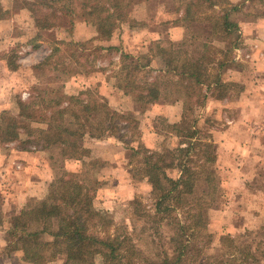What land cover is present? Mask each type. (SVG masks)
<instances>
[{"label": "trees", "instance_id": "16d2710c", "mask_svg": "<svg viewBox=\"0 0 264 264\" xmlns=\"http://www.w3.org/2000/svg\"><path fill=\"white\" fill-rule=\"evenodd\" d=\"M12 2L15 10L31 14L37 29L29 43L34 50L40 46L42 33L61 28L62 17L69 19L70 26L78 18L89 22L91 37L87 41L47 42L50 53L39 66L50 67L56 77L63 80L75 77L71 66L80 65L76 55L72 52L67 56L65 50L110 41L129 9L128 0ZM173 6L174 12L180 14L181 26L201 22L209 25L210 41L195 47L196 51L200 50L199 54L193 56L182 50L186 40L176 44L177 47H159L157 53L163 68L158 70L152 65L153 59L147 56L140 57L144 59L142 62L140 58L134 60L121 53L120 68L113 75L123 97H129L142 108L182 104L180 122L169 124L162 117L156 119L157 126L152 128V134L161 142H156L155 148L148 149L142 144L137 119L110 112L105 99L90 89L69 97L53 98L40 93L31 101L17 100L14 110L18 118L45 128L23 131L24 139H19L17 132L1 137L2 143L16 142L21 152L56 150L63 162L80 161L84 145L90 140L111 139L122 143L131 152L129 166L135 178L151 187L153 211L141 215L151 224L148 229L151 240L144 245L147 251L140 248L143 241L140 236L145 231L130 232L125 225H116L110 217L102 216L91 207V200L104 184L102 169H99L108 165L95 161L83 162L77 178L61 171L49 184L40 205L26 207L13 218L4 235L5 253H17L27 262L47 263L62 256V264H98L95 251L100 246L106 253L99 264H173L160 242L155 244V240L161 238L159 227L166 221L170 227L169 241L176 255L174 264L185 261L183 257L189 247L193 253L191 258H203L204 264H264V247L260 243L254 247L242 241L245 234L238 238L221 236L218 251L207 254L212 235L204 232L203 223L209 206L207 201L213 200L219 191L214 174L218 173L217 156L211 136L196 127L197 117L187 119L188 114H194L203 106L205 89L211 86L227 89L229 86L235 87L237 93L241 91V85L234 82L226 85L223 78L225 68L230 69L234 64L235 50L242 48L239 28L229 21V12L236 7L229 0H173ZM8 14L0 3V20ZM198 38V33L189 36L192 41ZM212 41L224 44L226 49ZM106 49L118 50L115 47ZM17 58L16 50L3 57L9 71L17 69ZM171 137L178 139L175 148L165 144ZM49 160L52 163L53 157L49 156ZM174 168L179 170L176 178L171 174ZM198 181H203L208 189L201 196L194 195ZM1 221L0 212V224ZM44 235L49 240H45Z\"/></svg>", "mask_w": 264, "mask_h": 264}, {"label": "crops", "instance_id": "0c3cea01", "mask_svg": "<svg viewBox=\"0 0 264 264\" xmlns=\"http://www.w3.org/2000/svg\"><path fill=\"white\" fill-rule=\"evenodd\" d=\"M229 1L237 8L231 12L230 19L239 27L242 48L234 52V68L228 71H231V80L241 84V91L235 100L229 97L222 101L210 98L196 115V127L211 136L217 156L218 185L223 190L224 202L217 209L211 210L209 217L214 226L215 240L224 233L231 234L243 227L264 224V168L255 167L256 163H264V20H238V13L243 11L241 6L247 4V0ZM160 4L163 5V10ZM171 13L170 6L164 1L157 0L152 4L139 0L133 6L130 19L122 25L121 35L118 37L114 34L108 44H118L124 53L135 59L140 57L141 51L151 52L153 66L161 70L163 62L156 53L157 48L175 46L186 37L185 28L170 23ZM18 19L24 20L23 26L19 28V32H15ZM86 24L84 20H77L74 24L73 37L76 40H84L87 37L89 27ZM81 25L85 27L83 33L79 32ZM191 28L197 30L199 27L194 23ZM7 30L11 33L3 34V31ZM36 32L32 20L24 13L0 21V55L9 53L18 44L29 42ZM56 38L60 36L57 35ZM27 66L25 60H20L18 68L23 69L27 76L23 80L18 73L10 72L5 62L0 61L1 93H14L26 79L29 78L31 83L35 80L34 73L30 69L28 72ZM51 81L56 84L58 79L52 76ZM105 82L113 87L109 93H101L107 101L109 111L127 114L133 110L123 105V93L114 86L112 78L105 79ZM2 104L4 102L0 101V107ZM181 115L180 102L147 107L139 121L142 144L148 149H153L156 142H159L151 131L153 120L157 116H162L169 124H173L180 121ZM207 118H212L215 122L223 119L224 124L221 128L210 126L205 124ZM85 148L90 151V159L105 162L113 167V172L109 174L112 176L111 187L105 193L113 195L114 191L118 190L119 198L111 201H118L117 206H121V199L130 200L137 194L150 191V186L145 181H138L133 177L129 166L131 152L122 143L111 139L91 140ZM88 160L83 158V162ZM12 162L19 163L22 169L15 170L10 167ZM51 180V170L44 152L34 151L30 157L18 150H9L8 154L0 153V254L5 251L4 234L11 227L13 218L26 207L40 205ZM198 187L202 188V192L195 193L196 196L207 193L203 181L195 184V188ZM105 197L109 195L106 194L103 198ZM97 200L98 196L93 203L99 207L110 203ZM21 264L27 262L21 261Z\"/></svg>", "mask_w": 264, "mask_h": 264}, {"label": "rangeland", "instance_id": "374dc122", "mask_svg": "<svg viewBox=\"0 0 264 264\" xmlns=\"http://www.w3.org/2000/svg\"><path fill=\"white\" fill-rule=\"evenodd\" d=\"M142 1L153 4L157 0H142ZM158 1L159 2L164 1V2L168 3V5L170 6V11L172 12L170 14V19H171L170 23L173 26H181L182 23L180 22V14H176L174 12L173 0H158ZM128 2H129V9L125 13L123 22L120 24L119 28L113 33V35L115 34L118 37L122 33V25H125L126 21H128L130 19L129 15L131 16V14L133 12V6L137 2H139V0H128ZM0 3H1L2 8L5 11H8V13H9L8 16L2 20L9 19V18L15 16L16 14L24 13L27 15L28 18H30L32 20V22L34 24V21L31 17V14L28 11L17 10V9L15 10L13 8L12 0H0ZM162 6L163 5L160 4V8L163 10ZM232 6L235 7L234 5H232ZM241 9H243V11L240 12V14L238 13V17H237L238 20L240 18H241V20L245 19L248 21L256 20V18L257 19L261 18L264 20V0H247V4L242 5ZM231 14L232 13L229 12V21L230 22H232L230 19ZM245 15H247V17H245ZM2 20H0V21H2ZM77 20L78 21L84 20L88 24L89 31L87 30V32H89V33L87 34V37L84 40H76L73 37V29H74L73 27H74V24L76 23ZM23 21H24L23 19L17 20V24H18L17 27L18 28L16 30H14L15 32H19V28L21 26H23ZM60 23H61L60 29L53 30V31L47 32V33L46 32L42 33L41 42H40V46L38 49L34 50L32 45L29 44L32 39L29 42L24 43L23 45H20V44L16 45L13 49V50H16V53L18 55V58L16 61L17 65L19 66L20 60H25V63L28 65L26 69L28 72L30 69L34 73L33 76H34L35 80L31 83V80L29 78L26 79V82L23 85H20L21 88L15 89L14 93L13 92L12 93H1V90H0V101L4 102V104H2V106L0 107V111H1L0 112V153L1 154H5V153L8 154L9 150H18V144L16 142L2 143L1 142L2 135H5V134L13 135V133L15 134L17 132L19 139H24L25 134L23 131L29 130L32 128H45V126H43V125H37V124L26 122V121L19 119L15 110H14L15 109L14 108L15 102L17 100H20L23 102L31 101V100H34L35 98H37V96L40 93H46L48 97L51 96L53 98L69 97L72 95H77L79 92H82V91H85L88 89L94 91L95 93H98V95H100L101 97L104 98V96H102L101 93H104V91L109 93L110 90H113V87H111V85H108V83L105 82V79L109 80L110 78H112V81L115 84L114 86L117 87L116 86V80L113 78V75L120 68V54L124 53V52L122 51L121 46H119L118 44H114L115 46L108 44L110 41H108V42H93V43L87 44L86 46H72V47L68 48L67 50H65V54L67 56H69L73 52L76 55V59L79 60V64L81 65V66L80 65L79 66H76V65L71 66V69L74 72H76V76L72 77L70 79L63 80L60 76L56 77V75L54 74V72L52 71V69L50 67H45V66L40 67L39 66V64L42 62V60L47 55H49V53H50L49 44L47 42H49V41L50 42L66 41L69 43L72 41V43L75 44V43H82L84 41H87L89 39V37H91L90 36V34H91L90 24L87 21V19H85V18H78V19L74 20L73 26H70L69 19L67 17H62ZM192 24H194V23H192ZM192 24L190 26H187V25L181 26V27L185 28V30H186V37H185L186 44L182 47V50L188 51L189 54H191L193 56H197L199 54L200 50L196 51L195 47L199 46L201 43H204V42L207 43L210 41L208 38L209 37V25L206 23H202V22L201 23H195L196 27H199V28H197V30H193L191 28ZM80 27H82V28L79 29V32L80 33L85 32V27H83L82 25ZM36 31H37V29H36ZM7 32H9V31L8 30L3 31V34H7ZM10 33H11V31L9 32V34ZM191 33H198L199 38L197 40H193V41L189 40V36L191 35ZM57 35L60 36V38H56ZM53 38H56V39H53ZM212 43L214 45H218L219 47H223L222 49H224V50L226 49L224 44L223 45L217 44L213 41H212ZM177 45L175 47H177ZM108 47H115V48H118V50L107 51L106 48H108ZM168 47H170V46H168ZM102 48H105L106 50H102ZM13 50H11V51H13ZM236 50H239V49H236ZM243 51H244V53L247 52L245 49ZM6 54H8V53L0 55V61L5 62V60H3V57ZM124 54H127V53H124ZM127 55H129V54H127ZM157 55H158V53H157ZM139 56L143 57V58L145 56H147V58L153 59V53H151V52L141 51ZM140 57H138L137 59H139ZM143 58H140L141 59L140 61L144 62ZM133 59L136 60L135 57ZM5 65H6V62H5ZM153 67L155 68V66H153ZM229 68L233 69L234 64H232L231 67H229ZM228 70L229 69L225 68L224 75H223L224 83L226 85L234 82L233 80H231V71L229 72ZM10 72L18 73L19 77H21L23 80H25V77H27V76H25L23 69L18 68V67L15 71H10ZM52 76H55V79H58V82H56V84L51 81ZM66 82H69V83L65 84ZM224 83H223V85L225 86ZM234 83H236V82H234ZM239 85H241V84H239ZM1 89H3V88H1ZM234 89H236V88L235 87H229V86L227 89H225L223 87H217V86H211L208 89H205L204 94H205L206 99H205L202 107H204L207 100H209L210 98H214V99L217 98V100L222 101L225 98L229 97V98H233V100H235V97L238 96V93ZM105 101H106V99H105ZM123 105L126 108L128 107V108L133 109V110L129 111V113H127L126 115L134 117L138 121H140V119L142 118L143 111L147 107L150 106V105H148L145 108H142L139 104L133 103L129 97H126V98L123 97ZM155 105H158V104H155ZM163 105H165V104H163ZM3 108L5 110H2ZM193 108H195V106H193ZM201 108H199V110L197 112H195L194 114H188L187 119L192 120L194 116L196 118V115L198 112L201 111ZM182 112H183V106H182ZM202 112H204V114H205L204 110H202ZM159 117H162V116H157L153 120L152 128L157 126L158 121L156 122V119ZM162 118H164V117H162ZM206 120H208V121L206 122ZM205 122H206L205 124H208L210 126H215L217 128H221V126L224 124L223 119L220 122H215L212 118H210V119L207 118V119H205ZM173 124H175V123H173ZM151 131H152V129H151ZM201 131H203V130H201ZM153 139H154V137H153ZM90 141H88L87 143H89ZM158 141H159L158 143H160L161 139H159ZM87 143H85V145ZM165 144H166V146H169L171 148H175L178 144V139L175 137H171L170 139H168L166 141ZM5 145H7V146L5 147ZM85 145H84V150H83V154L81 155L80 161H64L63 162L59 159L56 150H50L48 152L42 151L46 155V158H47L50 170H51L52 180L61 171L62 172L64 171L68 176H70L72 178H77L79 168H80L81 164L83 163V158H85L86 160L89 159L87 162H95L96 161L98 163L99 162L101 163V161H97V160L89 158L88 154L90 151H89V149L85 148ZM18 151H20V150H18ZM213 151H214V149H213ZM31 153L25 152L27 157H30ZM49 156L53 157L52 163L49 160ZM105 165H107V164H105ZM252 165H253V162H252ZM10 167L14 168L15 170H21L22 169V167L19 163H13L12 162L10 164ZM255 167L257 169H262V168H264V163H262V162H259L258 164L256 163ZM130 168H131V166H130ZM100 170L102 172L101 176H102L104 184H102L101 188L98 190L95 197L91 200V202H90L91 207L94 210L98 211L102 216L110 217L116 225H125L130 232L132 230H135L136 233H138L140 231H145V233L141 234V236H140V238L143 240L142 242H140V248L143 252H146L147 250L145 249L144 245H145V243H148L151 240V238L148 237V235H150V233H151L150 230H148L149 226L151 224L149 222H147L146 219L144 217H142L141 215L143 213H146L147 211H149V212L153 211L152 202L150 201L151 187H150L149 192L143 193V194H141V193L137 194L136 196H134L130 200L121 199L120 200L121 206H117L118 201L115 203H113L111 201H113V199L119 198L118 190L116 189L117 191L115 190L113 195H111L112 193H110V194H108L107 192L105 193V191L110 190L109 188L111 187L112 176H110L109 174H111L113 172V167L108 164L107 166H103V168L101 167L99 169V171ZM178 171L179 170L177 168H174L173 170H171L172 177L176 178L179 174ZM214 174L217 175V182H218L219 172L217 174L216 173H214ZM108 176H110V177H108ZM133 177L135 178L134 174H133ZM52 180H51V182H52ZM135 180H138V179L135 178ZM138 181H141V180H138ZM205 186L207 187L206 184H205ZM201 192H202L201 187H198V188L194 187V195L195 196H196L195 193L199 194ZM106 194L109 195V197H107V198L105 197V199H104L103 197ZM101 195H103V197ZM202 195H204V194H202ZM97 196H98V200H97L98 202H107V203L110 202V203L102 205L101 207L95 206V203H93V200ZM198 196H201V195H198ZM43 199H44V197H43ZM207 202H208L209 206L205 210L203 229H204L205 233L212 235V243L209 247V250L207 251V254L208 253L213 254V253H216L219 249V239L221 236L216 240L214 239L213 233L215 230H214V226L212 225V222L210 221L209 217L211 214V210H213L215 208L217 209L224 202L223 190H221L219 188V191H218V193H216L214 195L213 200L208 199ZM159 234H160L161 238L156 239L155 244L160 242L161 248L167 254L169 260L172 261L174 264L176 255L173 253V246L169 241L170 227L168 225V222L164 221L160 225ZM242 234L246 235L245 238L241 239L242 241H245L254 247L260 243L261 246L264 247V224L257 223L255 225L250 226L249 228L243 227L242 229L237 230V232H234L231 234L230 233H224L223 235H230L232 237L238 238V236L242 235ZM43 238L45 240H49V237L46 235H44ZM95 252H96V261L99 264L101 262L103 256H104V254L106 253V250L99 246L96 248ZM192 255H193V253H192L191 247H189L186 251V255L183 257L185 261L181 262L180 264H204L205 263V260L203 258H201L199 260L192 259L191 258ZM20 260L21 259L17 253L7 254V253L3 252L0 254V264H21L22 260L21 261ZM62 260H63V257L59 256L56 260H54L52 262H47V263L46 262L43 263L40 260H35L36 262L35 261H28V262L25 261V262H27V264H62Z\"/></svg>", "mask_w": 264, "mask_h": 264}]
</instances>
